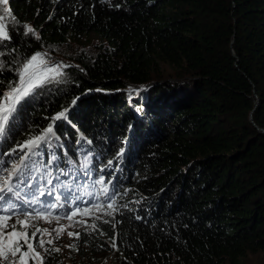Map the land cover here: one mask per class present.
Instances as JSON below:
<instances>
[{
	"label": "trees",
	"instance_id": "1",
	"mask_svg": "<svg viewBox=\"0 0 264 264\" xmlns=\"http://www.w3.org/2000/svg\"><path fill=\"white\" fill-rule=\"evenodd\" d=\"M9 7L0 94L45 45L94 36L76 45L61 85L38 89L0 142L2 153L38 134L79 97L71 124L55 129L58 167L34 171L32 180L48 194L56 177L74 207L105 200L97 173L112 180L110 192L124 186L112 220L119 223L111 231L101 223L91 248L115 253L117 264H241L264 256V0H10ZM23 23L39 39L25 36ZM49 199L39 212L53 210Z\"/></svg>",
	"mask_w": 264,
	"mask_h": 264
},
{
	"label": "snow or ice",
	"instance_id": "2",
	"mask_svg": "<svg viewBox=\"0 0 264 264\" xmlns=\"http://www.w3.org/2000/svg\"><path fill=\"white\" fill-rule=\"evenodd\" d=\"M8 0H0V4L7 5ZM118 7V6H117ZM5 12L9 9L5 8ZM2 19V17H0ZM23 34L28 36L29 34L35 35L36 39H39L36 30L29 25L23 26ZM11 36L5 30V25L0 24V46L5 45V42L9 41ZM15 51V49H13ZM4 53L0 52V56ZM46 54L41 52H35L30 57L23 60L21 65L16 69L18 79L9 83L7 90L0 94V141H7L9 134L14 127L17 126V115L23 109V106L31 102L38 94L37 90L43 88L44 85L52 82H61V78L64 76L63 69L70 67L65 64H52L46 60ZM0 68H3V62L0 61ZM142 89H133L132 91L137 94ZM96 91H101L97 89ZM131 99V96L129 97ZM79 97L74 98L71 104L57 112L54 116L50 117V123L47 127L39 131L38 134L30 135L22 142H17L14 147L10 148L6 152L0 153V264H44L45 255L50 252H58L59 248L45 247V245H53V239L45 240L44 234H49L48 229L37 228L29 235L28 229L30 228V220L37 218L47 219L51 216V213L36 212L33 214L30 211H15L18 203L21 202L22 193L24 188L33 189V195L31 200H25L23 203H36L34 193L39 192L41 196L45 195V191L42 188H38L34 182H32V173L34 171H40L41 168H51L53 166L58 167V161L60 157L56 154L57 150L62 147L59 143V136L55 129L59 127L61 122H67L71 124L68 119V114L76 106ZM82 140H85L83 134H80L77 144H80ZM91 144V141H87ZM124 154V149L121 148L117 153L115 159L119 160ZM2 157H14L10 167H4L7 161ZM41 157H47L42 160ZM90 163L89 158L85 157V163L82 167L87 168ZM112 160L108 161L105 167H111ZM119 165H117V170ZM103 171V169H102ZM51 176V172L45 173ZM64 175H67L65 172ZM115 176V173L112 174ZM15 181V183H14ZM49 185L53 182L51 179L47 181ZM100 185V195L104 197L107 204L104 203H89L87 207L83 209L75 207L72 212L66 217L70 221L74 216L79 213H83L85 216L93 215L90 209H96L97 211L104 212L109 217L114 218V213L119 212V206L117 205V197L121 195L120 192L115 191V186L110 192L109 185H112V180L105 181L103 175L95 181ZM127 190H125V193ZM51 195V191L48 193ZM6 205V206H5ZM52 208H56L58 204H51ZM124 207H127L126 205ZM23 216L21 220L19 217ZM15 218V219H14ZM59 220L60 217H54ZM140 219V217H136ZM14 222L9 224L8 222L13 220ZM51 223V220H48ZM77 223L87 224V221H77ZM105 224L110 221L105 220ZM112 228L115 229L119 221L111 222ZM92 228L95 229L96 225L93 224ZM11 229V230H9ZM23 229V230H21ZM62 229L58 228L54 231L59 233ZM87 230V229H86ZM39 234V236H38ZM104 233H101L103 235ZM69 237L75 236L79 239L81 233L69 232ZM111 246L116 247V238H111ZM42 249L43 254L36 251V248ZM68 247H75L74 245H68Z\"/></svg>",
	"mask_w": 264,
	"mask_h": 264
},
{
	"label": "rangeland",
	"instance_id": "3",
	"mask_svg": "<svg viewBox=\"0 0 264 264\" xmlns=\"http://www.w3.org/2000/svg\"><path fill=\"white\" fill-rule=\"evenodd\" d=\"M10 0H8L7 5L0 4V24L5 25V30L7 31L8 24H13L14 21H12V13L11 9L9 7ZM9 9L8 12H5L4 9ZM25 25L31 26L29 23H25ZM23 30L24 23L21 25H18ZM32 27V26H31ZM34 29V28H33ZM94 39V36L90 35L88 38H81L78 40H67L66 42L62 44H54V45H45L43 48L39 49L37 52L45 53L46 54V60L49 62V65L52 64H65L69 65L71 59L75 56H78V50L81 45H87ZM81 44L78 48L76 45ZM21 65V64H20ZM64 76L61 78V82L63 79L67 76L66 69H63ZM61 82H52L44 85L45 88H52L55 89L57 85H61ZM1 142V141H0ZM15 159V158H13ZM13 159H8V163L4 165V167H10L11 162ZM129 167L133 170L131 174V179L137 176V172L134 168V165L130 162ZM117 169V168H116ZM2 171V169H0ZM117 171L115 172L116 175ZM100 174L97 173L95 177V181L100 178ZM117 176L122 179V176L120 173H117ZM126 178V177H125ZM32 182H36L35 179L32 180ZM52 184L49 185L47 183L48 193L51 191V195L47 194L45 192V195L40 196V205H36L35 203H23L25 201L24 196L30 195V200L32 199L33 195V189L30 188H24L23 192L28 193L27 195H24L22 193V199L21 202L18 203L16 207V211L22 212V211H30L33 214L36 212H39V207L43 206L42 201L52 198V204H58L60 205L59 208H52L53 210L47 209V211H43L44 213H51V216H49L47 219L45 218H37L34 220H30V228L28 229L29 235H31V232L35 231L37 228L40 229H48L49 234H44L43 238L45 240L53 239L54 243L53 245H45V247L50 248H59V259L52 260L50 258H47L45 255L44 258V264H117L118 263V257L113 252H106L105 251H98L97 249L91 248L89 246V243L92 239H94V235H99V230H101V223H104L105 220L110 221V223L105 224L106 228L108 230H113L112 228V220L113 217H109L104 212L97 211L96 209H90L91 212H93V215L91 216H85L83 213H79L76 216L72 218L70 221L66 217L72 212V210L75 208L74 205L70 204L69 201H67L65 194H63L62 191H59L56 189L58 187L57 184L60 183V181L53 177ZM95 183V182H94ZM38 188H42L44 191L46 189L45 184L37 182L35 183ZM98 187V191H100V185L96 184ZM51 188H53L51 190ZM124 189V186H119L115 189V191L120 192ZM35 198H38L37 191L34 193ZM99 195V194H98ZM97 197V196H96ZM103 197V196H102ZM50 200V199H49ZM70 200V199H69ZM72 201V200H71ZM95 203H104L107 204L106 200H99L95 201ZM48 207L50 206V201L48 203ZM6 206V205H5ZM76 207L84 208L88 205H81L76 204ZM51 208V206L49 207ZM60 217L59 220L55 219L54 217ZM21 220L24 219L23 216L19 217ZM15 219V218H14ZM14 219L9 221L8 223L11 224L14 222ZM48 220H51V223L48 222ZM77 221H87V224L83 223H77ZM95 224L96 228L93 229L92 225ZM61 228L62 230L59 233V238L57 237V232L54 231L55 229ZM87 229V230H86ZM11 230V229H9ZM23 230V229H21ZM69 232H79L81 233L79 239H77L75 236L69 237ZM39 236V234H38ZM68 245H74L75 247H68ZM36 251H39L43 254V251L41 248L37 247ZM47 255H51L50 253ZM31 264V261L29 262ZM241 264H264V256L263 254H250L244 262Z\"/></svg>",
	"mask_w": 264,
	"mask_h": 264
},
{
	"label": "water",
	"instance_id": "4",
	"mask_svg": "<svg viewBox=\"0 0 264 264\" xmlns=\"http://www.w3.org/2000/svg\"><path fill=\"white\" fill-rule=\"evenodd\" d=\"M260 131H262V132H264V130L263 129H260V128H258Z\"/></svg>",
	"mask_w": 264,
	"mask_h": 264
}]
</instances>
